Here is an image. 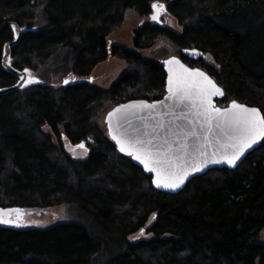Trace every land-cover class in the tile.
<instances>
[{
    "label": "trees",
    "instance_id": "obj_1",
    "mask_svg": "<svg viewBox=\"0 0 264 264\" xmlns=\"http://www.w3.org/2000/svg\"><path fill=\"white\" fill-rule=\"evenodd\" d=\"M154 3L164 25L149 21ZM130 12L141 18L135 50L107 39ZM160 40L223 89L218 106L237 101L264 115V0H0V208L19 209L23 221L29 210L64 207L68 218L0 225V264H264V140L234 170L170 194L101 126L118 104L164 96L162 62L139 53ZM112 57L125 71L99 89L92 72ZM25 69L68 83L17 87ZM64 142L84 143L86 157H70Z\"/></svg>",
    "mask_w": 264,
    "mask_h": 264
},
{
    "label": "snow or ice",
    "instance_id": "obj_2",
    "mask_svg": "<svg viewBox=\"0 0 264 264\" xmlns=\"http://www.w3.org/2000/svg\"><path fill=\"white\" fill-rule=\"evenodd\" d=\"M152 7L155 12L152 19L159 20L160 14L165 11L164 5L154 3ZM165 63L169 72L168 95L165 100L170 102L168 107L173 114L180 110L185 119L191 117L188 122L192 127L185 131L177 124L173 129L172 122L166 124L157 120L159 113L156 116L152 113L158 105L164 106V101L154 104L139 101L122 105L109 113L108 127L109 134L119 145L121 152L138 160L147 172L155 173L153 183L156 188L176 190L185 183L189 175L201 171L209 164L223 163L236 167L247 150L264 140V115L256 108H249L235 101L230 108L215 107L212 98L223 96L224 93L210 77L199 69L186 67L175 57ZM28 71L25 69V72ZM34 82L32 79L27 81L29 84ZM130 109H140L141 113L146 110L148 116L138 115L129 111ZM113 117L117 118L116 125H113ZM134 117L141 120L150 118L157 122L151 131L137 130L135 134H130L126 126L131 124ZM147 128L148 125L145 124V129ZM169 134L174 137L171 142ZM190 140L196 141L197 146L190 144ZM78 147L84 148V145ZM209 148L212 149L211 152L207 150ZM11 211L17 213L16 220L5 219L0 215V223L21 226L23 217L20 210ZM143 234L141 231L140 235Z\"/></svg>",
    "mask_w": 264,
    "mask_h": 264
},
{
    "label": "rangeland",
    "instance_id": "obj_3",
    "mask_svg": "<svg viewBox=\"0 0 264 264\" xmlns=\"http://www.w3.org/2000/svg\"><path fill=\"white\" fill-rule=\"evenodd\" d=\"M140 21L141 18L130 12L125 21L121 25L113 29V31L108 35V42L115 43L130 50H135L133 43L134 29L137 25L139 26L141 24ZM168 24L175 27L174 22L170 19L168 21ZM179 52L180 50H176L170 43L164 40H160L153 48L140 51L139 53L146 59L162 62V60L168 57L178 56ZM195 55L196 54H191L192 57H194ZM205 60L208 61L209 57L206 56ZM7 62L9 65L11 64L9 58H7ZM47 67L51 69L55 68L54 62L49 61ZM124 71L125 64L122 60H119L116 57L109 58L107 61L99 63L93 70L91 75V78L93 79L92 84L99 89H109L111 85L124 73ZM50 72H53V74L50 75ZM29 73L31 74V76H29ZM49 73H47V71L45 70L39 74L28 71L25 73V77H21V79L24 80V86L32 84L27 83L29 79L34 80V83L48 81L51 82L54 86L60 85L64 82V79L60 74L55 73L53 70L49 71ZM103 125H105L104 119H102L101 121V126L103 127ZM45 131L48 132L49 135H51V137L53 138L52 140L56 143L54 134L50 133V131L46 128ZM64 143L65 144L63 146L65 147V151L70 157L74 159H84L86 157L88 151L85 146L84 148H80L78 147L79 145H71L68 142ZM29 211L30 212H27L25 214L27 218H25L23 221H20V225L23 227L31 226L35 228H46L56 223L65 222L68 219L64 207H55L44 210H32L33 212H31V210ZM13 217L15 218V216L11 215L8 217V219L13 220ZM143 236L144 235H136L132 237V240L143 238ZM262 242H264V231L262 232Z\"/></svg>",
    "mask_w": 264,
    "mask_h": 264
},
{
    "label": "water",
    "instance_id": "obj_4",
    "mask_svg": "<svg viewBox=\"0 0 264 264\" xmlns=\"http://www.w3.org/2000/svg\"><path fill=\"white\" fill-rule=\"evenodd\" d=\"M155 14L154 10L152 11V13L149 15V21L151 24L153 23H158L159 25H164V23L160 20V17H159V20H153L152 19V16ZM181 53L184 54V55H191V54H196L194 57L195 58H198L200 56H202V53L200 51H197V50H191V49H183L181 50ZM173 57H175L176 59H178L182 64H184L186 67H189V68H192V69H199L200 71H203L202 69L200 68H193V67H190L188 66L187 64H185L178 56H171V57H168L164 60H162V65H163V70L165 72V75H166V79H165V94L162 98L158 99V100H154V101H151V102H148L146 100H130V101H127V102H124V103H121V104H118L116 105L115 107H113L112 109H110L104 116V124L106 126V130H107V135L109 136L110 140L115 144L118 152L124 156H127L131 159L132 163L139 167L143 173L147 176H149L151 178V183L153 185V187L158 190V191H161V192H167V193H170V194H176V193H179L180 191H182L184 189V187L186 186V184L192 180L193 178L197 177V176H200V175H203L205 174L206 172L210 171V170H213V169H224V168H227L228 170H234L242 161L243 159L250 153L252 152L254 149H256L258 147V145L260 144L261 141H258L257 144L253 145V147L249 150L246 151L245 155L243 157H241V159L237 162V166L236 167H230L229 165L227 164H209L207 167L203 168L201 171L199 172H194L192 173L191 175L188 176V178L186 179L185 183L179 188V189H176V190H171V189H166V188H156L155 184L153 183V180L155 179V173H149L147 172L145 169H144V166L143 164H141L138 160H136L135 158L131 157V156H128L126 153L124 152H121L120 149H119V145L116 144V142L112 139L111 135L109 134V127H108V115L109 113L113 112L116 108L122 106V105H129V104H133L135 102H139V101H146L148 104H154V103H157L159 101H164V106H160L158 105L157 109L155 112L152 113V115L156 116L157 113H159V115L157 116V120H161L162 122H165L166 124L168 122H172V127L173 129H175L176 125H180V128L183 129V130H188L190 129L192 126L189 124L188 120L191 119V117H189L188 119H185L184 115H182L181 111L180 110H176L175 111V114H173V111L168 107V105L170 104L169 101L165 100V97L168 95V91H167V82H168V76H169V72H168V65L165 63V61L169 60V59H172ZM208 77H210L205 71H203ZM211 78V77H210ZM212 79V78H211ZM213 80V79H212ZM66 81V80H65ZM65 81L63 82L65 84ZM91 81V79H90ZM214 81V80H213ZM73 82V81H72ZM215 82V81H214ZM23 81H21L17 87H20L22 85ZM216 83V82H215ZM216 85L218 87H220L217 83ZM221 88V87H220ZM10 89H7L5 91H9ZM221 90L223 91V89L221 88ZM4 92V91H3ZM224 93V92H223ZM224 96V94H223ZM223 96H214L212 99H213V104L215 105V107L217 108H220V109H225V108H230L231 105H232V102L233 101H230L226 106L224 107H221V106H218L216 104V100L217 99H221L223 98ZM236 103H239L237 101H235ZM239 104H242L246 107H249V108H256L258 109L257 107H251V106H248V105H245L243 103H239ZM259 110V109H258ZM129 111H132V112H136L138 115H143L145 117L148 116V113L147 111L145 110L143 113H141V110L140 109H130ZM260 111V110H259ZM261 113V111H260ZM262 114V113H261ZM119 115V114H118ZM263 115V114H262ZM157 121L156 120H152V119H146V120H141L139 119L138 117H134L131 121V124L130 125H127V130L130 134H135L137 130H147V131H151V128L155 125ZM117 124V118L116 117H113V125H116ZM145 124L148 125V128L145 129ZM197 129H198V125H197ZM174 139V137L169 134V140L170 142ZM213 142H214V137H213ZM190 144H193V146H197V142L194 141V140H190L189 141ZM84 145V143H81ZM79 144V145H81ZM174 147H176V145H174ZM194 150V148L192 149ZM209 152L212 151L211 148L207 149ZM15 208H8V209H3V208H0V210H3L2 212H0V215H2L3 217L6 215V214H9L13 211L11 210H14ZM1 226H6V224H3V223H0Z\"/></svg>",
    "mask_w": 264,
    "mask_h": 264
},
{
    "label": "flooded vegetation",
    "instance_id": "obj_5",
    "mask_svg": "<svg viewBox=\"0 0 264 264\" xmlns=\"http://www.w3.org/2000/svg\"><path fill=\"white\" fill-rule=\"evenodd\" d=\"M187 56H189V55H187Z\"/></svg>",
    "mask_w": 264,
    "mask_h": 264
}]
</instances>
